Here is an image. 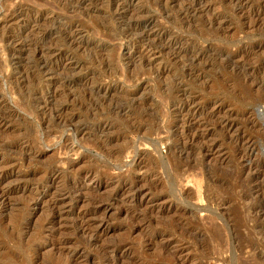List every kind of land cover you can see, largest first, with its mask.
<instances>
[{
  "label": "rangeland",
  "instance_id": "obj_1",
  "mask_svg": "<svg viewBox=\"0 0 264 264\" xmlns=\"http://www.w3.org/2000/svg\"><path fill=\"white\" fill-rule=\"evenodd\" d=\"M262 66L264 0H0V264H264Z\"/></svg>",
  "mask_w": 264,
  "mask_h": 264
},
{
  "label": "bare ground",
  "instance_id": "obj_2",
  "mask_svg": "<svg viewBox=\"0 0 264 264\" xmlns=\"http://www.w3.org/2000/svg\"><path fill=\"white\" fill-rule=\"evenodd\" d=\"M236 1H237V0H236ZM189 4H190V3H189ZM191 5H193V4H190V6H191ZM234 7H235V6H234ZM123 8H125V7H124L121 3L116 2V4L113 6V9H114L113 11L116 12L117 10H119V9L122 10ZM239 8H240V7H239ZM126 9H127V8H126ZM126 9H125L124 11H126ZM188 9H189V8H188ZM110 11H111V10H110ZM258 12H259V11H258ZM255 13H256V12H255ZM136 26H137V25H136ZM75 27H76V26H75ZM145 31H146V30H145ZM151 31H152V30H151ZM67 32H68V31H67ZM74 34H75V32H74ZM68 35H69V34H68ZM145 35H146V36H149L150 33L145 32ZM154 35H155V34H154ZM75 36H76V35H75ZM154 37H155V36H154ZM66 38H67V37H66ZM74 38H75V37H74ZM67 39H68V41L71 40V38H70V39L67 38ZM68 41L66 40V42H68ZM71 41H72V40H71ZM74 42H75V41H74ZM11 43H12V42H11ZM14 44H15V43H14ZM47 48H48V47H47ZM40 49H41V48H40ZM43 50H44V49H43ZM45 51H46V49H45ZM49 51H50V50H49ZM41 52H42V51H41ZM39 53H40V52H39ZM43 53H44V52H43ZM43 53H41V54H43ZM45 53H46V52H45ZM45 53H44V54H45ZM49 54L52 56L51 53H49ZM49 54H47V56H49ZM60 54H61V53H60ZM262 67H264V66H262ZM258 84L264 85V81H262V79H261V80H259ZM189 99H190V98H189ZM187 104H188V103H187ZM185 105H186V102H185V101H182V102L180 103V106H178V108H179L178 110L180 111V109H181V108H184ZM117 107H118V106H117ZM117 109H118V108H117ZM117 109H116V110H117ZM188 115H189V114H188ZM189 117H190V116H189ZM224 121H225V120H224ZM224 121H223V122H224ZM226 124H227V123H226ZM102 127H103V126H102ZM188 127H189V125H188ZM247 129H248V128H247ZM194 130H195V129H194ZM257 132H258V131H257ZM259 132H260V131H259ZM185 133H186V132H185ZM185 133L182 131V135H184ZM186 135H187V134H186ZM191 135H192V134H191ZM184 140L186 141V139H184ZM249 142H250V141H249ZM246 143H247V142H245V144H246ZM247 144H249V143H247ZM247 144H246V145H247ZM240 146H241V145H240ZM244 146H245V145H244ZM248 146H249V145H248ZM250 147H251V146H250ZM242 148H244V147L242 146ZM245 148H246V147H245ZM246 149H247V148H246ZM243 152H244V151H243ZM250 152H251V148L248 147V154H249ZM241 154H242V153H241ZM246 154H247V153H246ZM243 156L245 157V155H243ZM258 160H259V159H258ZM258 160H257V162H258ZM247 161H249V160H247ZM249 162H250V161H249ZM253 162H255V161H253ZM257 162H256V163H257ZM250 164H251V163L245 164V165H249V166H248L249 168L247 167L248 169L253 168V167H250ZM256 165H257V164H256ZM256 165H255V166H256ZM261 166H262V168H264V158H260L259 164L257 165L258 168H260ZM244 168H245V167H244ZM247 168H246V169H247ZM255 168H256V167H254L253 169H255ZM248 169H247V170H248ZM256 169H257V168H256ZM250 171H251V170H250ZM254 171H255V170H254ZM256 171H257V170H256ZM248 172H249V170H248ZM249 173H250V172H249ZM252 173H253V172H252ZM256 175L259 177L260 174L258 173V171H257V174H256ZM262 176H264V175H262ZM255 178H256V177H255ZM255 178H254V179H255ZM260 183H261V182H260ZM88 215H89V214H88ZM82 216H83V215H82ZM82 216H81V217H82ZM80 219H81V218H80ZM82 219H83V218H82ZM82 219H81V220H82ZM86 219H87V218H86ZM91 219H92V218H91ZM87 220H88V219H87ZM84 227H87V223H86V221H84V223L81 222V223L79 224V229H80L82 232H83L84 230H86V229L89 228V227H88V228L85 229ZM81 234H82V233H81ZM88 235H89V234H88ZM91 238H92V237H91Z\"/></svg>",
  "mask_w": 264,
  "mask_h": 264
},
{
  "label": "built area",
  "instance_id": "obj_3",
  "mask_svg": "<svg viewBox=\"0 0 264 264\" xmlns=\"http://www.w3.org/2000/svg\"><path fill=\"white\" fill-rule=\"evenodd\" d=\"M214 264H222V263H214Z\"/></svg>",
  "mask_w": 264,
  "mask_h": 264
}]
</instances>
